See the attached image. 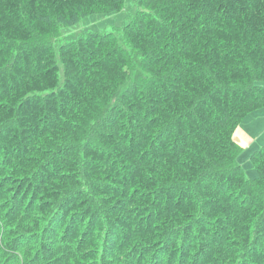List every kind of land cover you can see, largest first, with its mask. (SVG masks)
<instances>
[{
  "label": "trees",
  "instance_id": "trees-1",
  "mask_svg": "<svg viewBox=\"0 0 264 264\" xmlns=\"http://www.w3.org/2000/svg\"><path fill=\"white\" fill-rule=\"evenodd\" d=\"M124 4L0 0L4 236L29 248L26 264H97L95 249L66 257L61 242L96 244L102 231L101 264H121V249L143 264H264V144L250 157V183L233 141L264 108V0H140L123 30L139 63L132 78L134 57L110 33L57 53L26 47ZM112 100L82 143L84 125Z\"/></svg>",
  "mask_w": 264,
  "mask_h": 264
},
{
  "label": "rangeland",
  "instance_id": "rangeland-1",
  "mask_svg": "<svg viewBox=\"0 0 264 264\" xmlns=\"http://www.w3.org/2000/svg\"><path fill=\"white\" fill-rule=\"evenodd\" d=\"M139 1L140 0H125L124 7L119 13H95L92 15L81 16L72 22L64 21L60 24L56 33L45 37H37L26 47L31 45L33 46L37 43H47L53 47L57 53L62 43L71 39L77 40L80 36H85L86 33H110L117 36L119 45L126 48L130 55L134 57V69H130L128 71L129 76L134 75L138 72L139 63L138 59L135 58L136 54L127 46L123 37V30L126 25L134 21L136 14L140 10ZM17 45L21 44L18 43ZM117 105L118 103H116V100H112L108 105L100 110V114L95 120L91 119V122H87V124L84 125L85 135L82 137V143L95 137L96 133L101 130L106 119L109 117L111 110ZM233 141L238 147L236 161L242 167L246 179L251 183V179L255 178L256 173L250 157L254 151L260 149L264 144V108L249 114L240 122L233 134ZM78 160L79 166H81L83 162L81 153L78 155ZM90 176L89 172H86L81 168L80 182L83 186L82 189L85 190L87 197L92 201L94 207L101 212L102 204L100 200L92 197L90 193ZM5 231L4 217L0 215V258L5 259V264H26L25 262L29 260L30 257L29 248L23 245H18L17 239L10 242L7 241L8 239L4 236ZM88 238V235L80 236V243L79 241L76 243L64 237V240L61 242V246H64L66 249L65 256L70 257L79 252H89L90 250L95 249L97 254L95 262H97V264H101L100 258L104 257L102 251L105 247L104 244L107 242L105 232L102 231L101 234L98 235V238L96 237V244H93L92 239ZM80 247L82 248L80 249ZM17 248H21L23 253H18ZM120 254L121 264H143L142 262L137 261L136 257L132 253L126 252L124 249H121Z\"/></svg>",
  "mask_w": 264,
  "mask_h": 264
}]
</instances>
